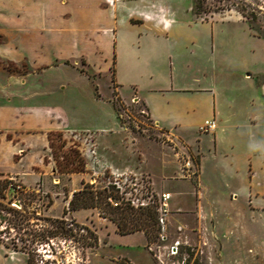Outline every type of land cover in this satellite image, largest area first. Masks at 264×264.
<instances>
[{"label": "rangeland", "instance_id": "obj_1", "mask_svg": "<svg viewBox=\"0 0 264 264\" xmlns=\"http://www.w3.org/2000/svg\"><path fill=\"white\" fill-rule=\"evenodd\" d=\"M191 2L174 4L192 21L187 34L204 53L198 75L219 84V115L230 125L218 136L216 155L212 132L195 134L204 147L200 184L198 165L195 176H184L186 148L198 162L192 148L168 139L141 102L122 95L113 67L80 59L66 62L64 72H35L0 63L26 81L28 111L33 105L50 112L42 124L0 136V264H264V197L257 195L264 191V38L236 10L195 20ZM246 2L264 34V0ZM34 92L42 95L34 100ZM249 156L257 171L251 197ZM11 180L20 192L9 190ZM85 185L115 186L135 208L161 205L170 194L160 237L149 243L143 232L120 235L98 208L65 215Z\"/></svg>", "mask_w": 264, "mask_h": 264}, {"label": "crops", "instance_id": "obj_2", "mask_svg": "<svg viewBox=\"0 0 264 264\" xmlns=\"http://www.w3.org/2000/svg\"><path fill=\"white\" fill-rule=\"evenodd\" d=\"M191 1L189 11L196 20ZM174 3L175 0H114L113 5L107 0H0V63L24 70L64 72L66 62L83 59L91 67H113L122 95L134 96L141 102L156 129L168 139L192 148L200 184L204 147L203 140L194 137L199 126L207 120L216 122L212 132L216 155L218 136L230 125L219 115L223 103L219 84L198 75H202L204 53L199 40L187 34L186 26L192 21L183 20ZM219 18L225 22L242 21ZM190 44L195 48L191 49ZM186 57L189 60L185 64L182 59ZM19 75L20 72L11 75L0 64V136L20 127L42 124V115L49 117L50 112L43 114L42 109L31 108L33 105L27 110L26 81ZM41 95L34 92L30 97L36 100ZM235 100H229L232 108ZM28 116L31 119L27 120ZM252 160L254 156H249L246 190L250 197L257 175ZM257 195L264 197V191Z\"/></svg>", "mask_w": 264, "mask_h": 264}, {"label": "trees", "instance_id": "obj_3", "mask_svg": "<svg viewBox=\"0 0 264 264\" xmlns=\"http://www.w3.org/2000/svg\"><path fill=\"white\" fill-rule=\"evenodd\" d=\"M246 1L193 0L192 12L197 19L207 21L214 15L236 10L247 20L250 30L257 32L260 37L264 38L263 32L254 25L253 20L256 19V16L250 12V5ZM195 164L197 165V162ZM159 207L160 204L153 202V204L147 203L145 206L135 208L129 200L120 194L115 186H106L96 190L92 186L85 185L82 190L74 193L64 214L67 215L68 212L82 209L98 208L103 217L116 225L120 235L143 232L148 242L151 243L160 237ZM15 213L17 214V212ZM57 223L63 224L64 220H58ZM59 227L64 228L63 226ZM27 264H31V259H28Z\"/></svg>", "mask_w": 264, "mask_h": 264}, {"label": "built area", "instance_id": "obj_4", "mask_svg": "<svg viewBox=\"0 0 264 264\" xmlns=\"http://www.w3.org/2000/svg\"><path fill=\"white\" fill-rule=\"evenodd\" d=\"M108 3L110 5L114 4V0H107ZM199 132L200 133H210V132H214L216 129V122L214 120H207L205 122H203L200 126H199ZM186 155L187 157L184 158V170L186 172V174H184L185 177H191V176H195L197 170L195 169L196 165H195V161L193 160L189 149L186 148ZM9 190H13L14 192H20V190L22 189L21 186L19 185H15L13 184L12 180L9 182V186H8ZM171 199V195L170 194H163L161 197V205L159 207V225L161 227L165 226V221H164V216H166L167 214V202ZM178 245L179 243H177L175 246H172V252H177L178 251Z\"/></svg>", "mask_w": 264, "mask_h": 264}]
</instances>
